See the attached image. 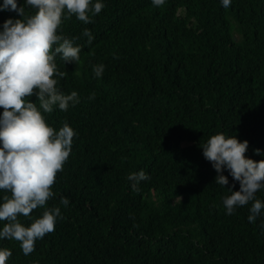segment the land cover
Returning <instances> with one entry per match:
<instances>
[{
	"label": "trees",
	"instance_id": "trees-1",
	"mask_svg": "<svg viewBox=\"0 0 264 264\" xmlns=\"http://www.w3.org/2000/svg\"><path fill=\"white\" fill-rule=\"evenodd\" d=\"M103 3L92 23L72 16L58 30L82 49L74 64L56 57L67 73L57 87L80 102L44 114L56 130L67 122L77 133L46 202L62 219L27 256L19 241L0 240L12 253L6 264H264V216L249 223L251 202L226 214L223 198L239 183L225 171L229 184H215L200 148L222 132L264 160L254 154L264 152V0L227 9L220 0ZM9 18L21 17L0 12V26ZM141 170L149 179L133 191L127 177ZM256 197L264 201V189Z\"/></svg>",
	"mask_w": 264,
	"mask_h": 264
},
{
	"label": "clouds",
	"instance_id": "clouds-1",
	"mask_svg": "<svg viewBox=\"0 0 264 264\" xmlns=\"http://www.w3.org/2000/svg\"><path fill=\"white\" fill-rule=\"evenodd\" d=\"M154 7H161L166 0H151ZM232 0H220L225 9ZM105 7L103 0H2L0 12H15L20 19H6L0 30V191L10 193L0 196V240H16L25 256L35 251V242L55 230L62 219L59 207L47 208L46 202L55 196L52 186L56 175L70 156L74 136L77 133L67 122L59 130L50 126L44 114L57 108L67 111L80 102L78 93L64 94L57 87L58 78L67 75L57 68L56 57L65 64L79 62L80 46L58 30L65 19L75 16L85 24ZM31 8L34 14L26 15ZM83 36L91 44L94 37L84 29ZM96 78H101L104 65H94ZM36 96L37 103L28 99ZM94 93L91 98H94ZM202 155L217 173L215 184L225 188L229 179L239 183V190L228 189L230 195L223 198L227 215L248 205L249 223L264 216V201L256 193L264 189V160L259 162L246 156L247 141H239L235 135L217 133L200 145ZM257 156L264 155L259 149ZM133 191L149 179L143 171L127 177ZM234 187V185H233ZM176 200L180 201V197ZM64 207L67 198H61ZM38 207L45 208L39 218L29 226L19 217H30ZM264 230V221L260 224ZM10 249L0 248V264L11 257Z\"/></svg>",
	"mask_w": 264,
	"mask_h": 264
}]
</instances>
